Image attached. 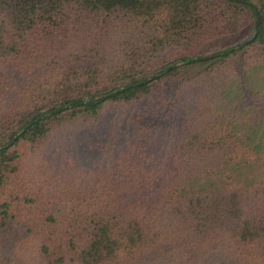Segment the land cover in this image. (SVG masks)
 <instances>
[{"label":"trees","instance_id":"16d2710c","mask_svg":"<svg viewBox=\"0 0 264 264\" xmlns=\"http://www.w3.org/2000/svg\"><path fill=\"white\" fill-rule=\"evenodd\" d=\"M56 110L0 150V264H264V0H0V147Z\"/></svg>","mask_w":264,"mask_h":264},{"label":"rangeland","instance_id":"374dc122","mask_svg":"<svg viewBox=\"0 0 264 264\" xmlns=\"http://www.w3.org/2000/svg\"><path fill=\"white\" fill-rule=\"evenodd\" d=\"M251 36V30L248 29V30H245V32L241 33V34H237V35H233V36H229V37H225V38H221L219 39V44L221 46H224V45H235V42L236 44H239V43H242L244 41H246L249 37ZM208 48V47H207ZM207 48H204V50L206 51ZM179 81V79L177 80H174L172 82H169L168 83V89L171 88L172 86H174L177 82ZM68 137H64L62 139L63 140V143L61 146H59L58 142L56 143H52L50 146H49V151L48 152H45L44 151H35L34 153L33 152H30L28 155V161H29V165L30 166H36L38 164H42L43 161L42 160H46V158L48 160H52L53 158V153L55 152V149L56 148H60L61 150H63L64 152H67V153H70L71 155L73 154H77L78 157H82V159H86V156H87V153H86V150L83 149L84 146L83 144H81L79 141V138H76L74 140V142H71V140H66Z\"/></svg>","mask_w":264,"mask_h":264},{"label":"water","instance_id":"95a60500","mask_svg":"<svg viewBox=\"0 0 264 264\" xmlns=\"http://www.w3.org/2000/svg\"><path fill=\"white\" fill-rule=\"evenodd\" d=\"M238 1H239V0H238ZM255 27H256V30H255V35H254V37H253L252 39H248V40H246V41H244V42H242V43H240V44L247 45L251 40H253V39L256 38V36H257V34H258V19H256V21H255ZM180 65H181V63H175V64L171 65L169 69H172V68L177 67V66H180ZM156 78H157V76H154V77H152V78H150V79H147V80H145V81L139 83V85H140V84H146V83H149L150 81H152V80H154V79H156ZM133 86H136V85H130L129 87H133ZM121 89H122V88H120L119 91H120ZM111 95H112V94H111ZM111 95H109V96H111ZM109 96H107V97H109ZM96 101H97V100H95V101H89L88 103H95ZM61 111H63V110H56V111L46 112V113H45L44 115H42L40 118H38V119L35 120L33 123H31L30 125H28L24 130L19 131V133L16 134V135L13 137V139H12L9 143H7V144L4 145V146H1V147H0V150L5 149V148H10L11 146H13V145L16 143V141L19 139V137L24 133V131L27 130L30 126H32V125H34V124H36V123H38V122H40V121H42V120H45L47 117L53 116L54 114H57V113H60Z\"/></svg>","mask_w":264,"mask_h":264}]
</instances>
